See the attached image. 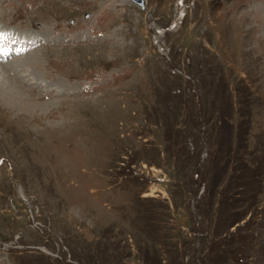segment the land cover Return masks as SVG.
I'll use <instances>...</instances> for the list:
<instances>
[{
	"label": "rangeland",
	"instance_id": "374dc122",
	"mask_svg": "<svg viewBox=\"0 0 264 264\" xmlns=\"http://www.w3.org/2000/svg\"><path fill=\"white\" fill-rule=\"evenodd\" d=\"M0 27L53 80L0 101V264H264V0H0Z\"/></svg>",
	"mask_w": 264,
	"mask_h": 264
},
{
	"label": "bare ground",
	"instance_id": "6f19581e",
	"mask_svg": "<svg viewBox=\"0 0 264 264\" xmlns=\"http://www.w3.org/2000/svg\"><path fill=\"white\" fill-rule=\"evenodd\" d=\"M34 39L35 38H33V40ZM24 40H22V41H24ZM33 40H31V41H33ZM28 41H30V40H28ZM30 44H32V42ZM20 55H21V52L19 50V51H11L6 56L0 57L1 61H5V60L10 59L11 57H14L12 62H10V63L8 62V64L5 63L0 67V101L6 103L8 105L15 106V107L16 106H22V105L24 106L25 103H27V101L25 100L26 95L23 94L24 88H22L18 84L19 82H21V83H22V81L26 82L25 80H27L28 83L26 82V84H29V83L32 84L33 82H36L37 85H40L41 87L43 85L45 87V86L49 85L50 82L53 81V80H47L45 78L43 79L42 77L37 76L36 73L26 72V68L30 67L31 66L30 64L36 63V61H33V59H35V57L32 58L31 54H26V55H24L23 59H21ZM31 61L33 63H31ZM11 73H12V76L10 75ZM30 76L32 78H28ZM39 81H40V83H39ZM41 87H39V88H41ZM58 90H60V89H58ZM62 91H64V90H62ZM47 93H49V92L47 91Z\"/></svg>",
	"mask_w": 264,
	"mask_h": 264
},
{
	"label": "trees",
	"instance_id": "16d2710c",
	"mask_svg": "<svg viewBox=\"0 0 264 264\" xmlns=\"http://www.w3.org/2000/svg\"><path fill=\"white\" fill-rule=\"evenodd\" d=\"M195 170L193 171V173H196L197 176L199 177V181H201V177H203V175L201 174V172L199 171L201 169V167H197V165L194 166Z\"/></svg>",
	"mask_w": 264,
	"mask_h": 264
},
{
	"label": "water",
	"instance_id": "95a60500",
	"mask_svg": "<svg viewBox=\"0 0 264 264\" xmlns=\"http://www.w3.org/2000/svg\"><path fill=\"white\" fill-rule=\"evenodd\" d=\"M135 3L142 5V0H133Z\"/></svg>",
	"mask_w": 264,
	"mask_h": 264
},
{
	"label": "snow or ice",
	"instance_id": "6c2138e0",
	"mask_svg": "<svg viewBox=\"0 0 264 264\" xmlns=\"http://www.w3.org/2000/svg\"><path fill=\"white\" fill-rule=\"evenodd\" d=\"M3 37V34L2 33H0V38H2Z\"/></svg>",
	"mask_w": 264,
	"mask_h": 264
}]
</instances>
